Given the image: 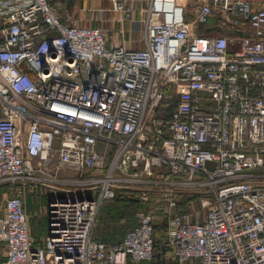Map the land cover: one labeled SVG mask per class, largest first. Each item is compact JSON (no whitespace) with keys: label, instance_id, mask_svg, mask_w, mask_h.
Segmentation results:
<instances>
[{"label":"built area","instance_id":"2783aa9c","mask_svg":"<svg viewBox=\"0 0 264 264\" xmlns=\"http://www.w3.org/2000/svg\"><path fill=\"white\" fill-rule=\"evenodd\" d=\"M110 3L132 18L130 0ZM139 12L145 46L125 48L49 0H0V264H138L157 245L160 264H264V7L149 0ZM37 187L41 245L25 208ZM124 193L163 211L158 241L144 211L120 242L95 237L103 201ZM190 196L200 220L178 207Z\"/></svg>","mask_w":264,"mask_h":264},{"label":"crops","instance_id":"0c3cea01","mask_svg":"<svg viewBox=\"0 0 264 264\" xmlns=\"http://www.w3.org/2000/svg\"><path fill=\"white\" fill-rule=\"evenodd\" d=\"M149 0H130L134 8L132 18L126 13L111 9L110 0H49L54 5H59L62 21L68 23L76 20L78 24L85 26H99L107 29V43L109 46L121 45L125 48H143L145 46V29L142 14L139 10L146 7ZM255 7H264V0H249ZM107 12H111V19H107ZM102 27V28H103ZM208 33H211L208 31ZM9 186L0 184V217L3 215V206L7 197ZM25 198V208L28 214L29 233L33 242L41 245L44 242V234L47 228V216L45 206L46 193L37 187L29 189ZM42 213V214H41ZM31 228V229H30ZM123 237V236H122ZM121 237L118 241H121ZM107 241L106 243H116ZM0 243V249H1ZM173 261V260H172ZM138 264H160L150 261H141Z\"/></svg>","mask_w":264,"mask_h":264},{"label":"trees","instance_id":"16d2710c","mask_svg":"<svg viewBox=\"0 0 264 264\" xmlns=\"http://www.w3.org/2000/svg\"><path fill=\"white\" fill-rule=\"evenodd\" d=\"M138 211L151 213L155 230L154 237L158 241L165 230L166 220L163 211L158 208L154 200L143 201L135 197L133 193L120 194L116 198L103 201L96 216L95 237L103 242L110 240L117 241L116 243L120 242L118 241L119 238H122L128 229L135 226L137 221L132 222L129 219L132 224L127 228L121 227L119 221L127 216L129 212L134 214ZM168 254L169 249L167 247L157 245L155 248V258L152 263L160 262Z\"/></svg>","mask_w":264,"mask_h":264},{"label":"rangeland","instance_id":"374dc122","mask_svg":"<svg viewBox=\"0 0 264 264\" xmlns=\"http://www.w3.org/2000/svg\"><path fill=\"white\" fill-rule=\"evenodd\" d=\"M58 7L61 9V7L59 5H58ZM187 8H189V4L187 5ZM107 13L108 14H107L106 17L109 20V19L112 18V16L110 15L111 12H107ZM27 194L28 193H26V196H27ZM179 209L181 210V212H184V213L188 214L187 218L189 220H197V219L200 220V219L203 218V216L205 214L206 207L201 206L200 199L197 196H190V197H187V198H184V199L181 200V202L179 204ZM136 213L131 214L129 212V214L127 216L123 217L119 221L120 226L124 227V228H127V227H129L132 224L133 221L136 222L137 221ZM129 219L132 222H130ZM167 224L168 223L166 222L165 227H167ZM94 232H95V230H94Z\"/></svg>","mask_w":264,"mask_h":264}]
</instances>
